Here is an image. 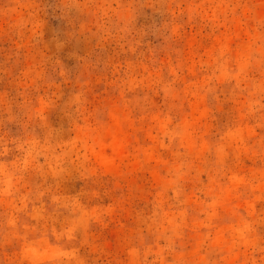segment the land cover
<instances>
[{"label":"rangeland","instance_id":"rangeland-1","mask_svg":"<svg viewBox=\"0 0 264 264\" xmlns=\"http://www.w3.org/2000/svg\"><path fill=\"white\" fill-rule=\"evenodd\" d=\"M0 264H264V0H0Z\"/></svg>","mask_w":264,"mask_h":264}]
</instances>
